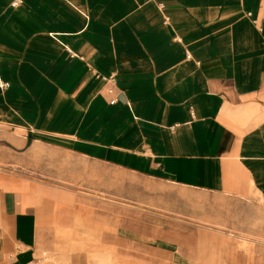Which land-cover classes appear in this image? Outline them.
I'll list each match as a JSON object with an SVG mask.
<instances>
[{"label": "crops", "instance_id": "0c3cea01", "mask_svg": "<svg viewBox=\"0 0 264 264\" xmlns=\"http://www.w3.org/2000/svg\"><path fill=\"white\" fill-rule=\"evenodd\" d=\"M0 83V137L264 208V0H0ZM54 194L0 171V264H91Z\"/></svg>", "mask_w": 264, "mask_h": 264}, {"label": "rangeland", "instance_id": "374dc122", "mask_svg": "<svg viewBox=\"0 0 264 264\" xmlns=\"http://www.w3.org/2000/svg\"><path fill=\"white\" fill-rule=\"evenodd\" d=\"M8 135L0 152H11L13 163L0 171L32 177L59 193L52 198L70 196L84 236L72 251H88L91 264H103L101 255L104 264H264L260 202L145 180ZM55 241L62 259L70 251L57 234Z\"/></svg>", "mask_w": 264, "mask_h": 264}, {"label": "built area", "instance_id": "2783aa9c", "mask_svg": "<svg viewBox=\"0 0 264 264\" xmlns=\"http://www.w3.org/2000/svg\"><path fill=\"white\" fill-rule=\"evenodd\" d=\"M162 6V5H161ZM71 52V51H70ZM105 81H107L110 86L108 88V92L113 95L112 99L110 100L111 104H114L116 102V97L115 95V75H110L109 77H103ZM9 86L8 83H0V87L2 88H7Z\"/></svg>", "mask_w": 264, "mask_h": 264}, {"label": "bare ground", "instance_id": "6f19581e", "mask_svg": "<svg viewBox=\"0 0 264 264\" xmlns=\"http://www.w3.org/2000/svg\"><path fill=\"white\" fill-rule=\"evenodd\" d=\"M85 195H86V194H85ZM99 199H100V198H99ZM108 202H109V200H108ZM110 202H111V201H110ZM113 202H114V201H113ZM113 202H112V203H113ZM120 205H121V204H120ZM121 206H122V205H121ZM123 206H124V205H123ZM135 210H136V209H135ZM140 210H141V209H140ZM221 232H223V231H221ZM230 235H232V234H230ZM263 243H264V242H263Z\"/></svg>", "mask_w": 264, "mask_h": 264}]
</instances>
